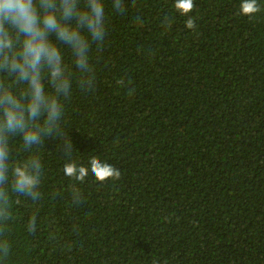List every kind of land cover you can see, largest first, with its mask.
<instances>
[{"label": "trees", "instance_id": "16d2710c", "mask_svg": "<svg viewBox=\"0 0 264 264\" xmlns=\"http://www.w3.org/2000/svg\"><path fill=\"white\" fill-rule=\"evenodd\" d=\"M172 3L125 0L119 15L105 0L95 90L74 76L65 103L73 158L107 159L118 181L89 176L77 206L61 137L10 142V163L40 158L41 182L37 200L6 183L0 264H264V0L253 17L240 0H194V30Z\"/></svg>", "mask_w": 264, "mask_h": 264}, {"label": "clouds", "instance_id": "9594fccd", "mask_svg": "<svg viewBox=\"0 0 264 264\" xmlns=\"http://www.w3.org/2000/svg\"><path fill=\"white\" fill-rule=\"evenodd\" d=\"M172 7L187 17L185 27L194 30L196 20L190 15L194 0H173ZM111 8L119 15L128 11L125 0H111ZM238 11L253 17L261 7L258 0H240ZM133 20L142 24L139 13ZM161 23L172 27L169 16ZM108 29L105 0H0V205L7 204L9 179L13 191L39 199L40 158L32 155L22 162H9L10 142L16 137L25 149L42 144L46 136L61 137L62 173L71 181L70 198L77 206L83 202L80 185L89 176L101 185L121 178V171L100 156H89L87 162L73 158L76 147L63 130L74 76L82 91L95 90L93 46L97 53L101 51ZM61 46L72 53L71 68L65 64ZM134 91L129 89L128 94ZM0 218H8L6 207H0ZM29 230L35 231L34 217ZM7 251L6 246L0 247V253Z\"/></svg>", "mask_w": 264, "mask_h": 264}]
</instances>
